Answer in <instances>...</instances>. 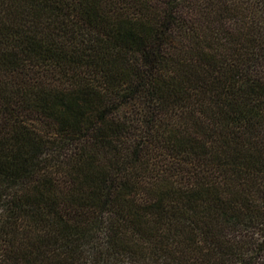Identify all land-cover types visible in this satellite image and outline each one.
I'll return each instance as SVG.
<instances>
[{"label":"trees","instance_id":"trees-1","mask_svg":"<svg viewBox=\"0 0 264 264\" xmlns=\"http://www.w3.org/2000/svg\"><path fill=\"white\" fill-rule=\"evenodd\" d=\"M0 264H264V0H0Z\"/></svg>","mask_w":264,"mask_h":264}]
</instances>
